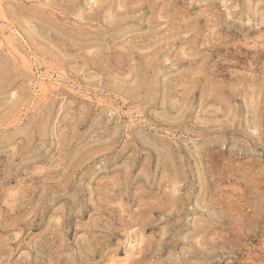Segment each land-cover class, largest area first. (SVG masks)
<instances>
[{"label": "rangeland", "instance_id": "obj_1", "mask_svg": "<svg viewBox=\"0 0 264 264\" xmlns=\"http://www.w3.org/2000/svg\"><path fill=\"white\" fill-rule=\"evenodd\" d=\"M0 264H264V0H0Z\"/></svg>", "mask_w": 264, "mask_h": 264}]
</instances>
